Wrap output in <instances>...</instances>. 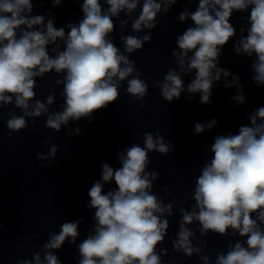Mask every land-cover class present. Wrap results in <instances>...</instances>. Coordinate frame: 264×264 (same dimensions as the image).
<instances>
[{
  "label": "clouds",
  "instance_id": "obj_1",
  "mask_svg": "<svg viewBox=\"0 0 264 264\" xmlns=\"http://www.w3.org/2000/svg\"><path fill=\"white\" fill-rule=\"evenodd\" d=\"M48 2L55 8L64 0ZM176 3L177 0H83V18L57 28L52 11H48L47 18L33 14V0H0V108L14 104L22 113L9 111V137L28 127L27 118L42 115L47 116L45 127L55 132L81 119L91 124L96 111L118 100L125 81L127 94L141 101L139 107L143 108L148 83L129 55L151 42L158 15H166ZM138 8L139 14L135 15ZM249 9L250 15L245 17L249 26L240 29L247 34L235 42L233 50L238 56H255L251 80L264 86V0H198L195 11L185 7L177 16L178 22L191 20L192 26L176 37V48L171 53L176 67L156 81L163 100L171 103L185 92V98L191 100L193 94L199 93L200 103L210 104L213 85L223 79L226 89L237 88L231 99L238 105L246 102L239 77L219 66V57L236 35L230 23L233 13ZM121 13L127 17L120 20L121 33L127 30L129 20L133 33H144L121 35L123 52L111 38L116 28L114 18L119 19ZM52 71L61 77L56 84L63 86L60 111H50L57 100L54 91L45 101L35 99L37 78ZM193 73L185 86L183 77ZM249 120L250 125L240 126L238 134L215 136L208 149L212 158L204 162L196 177L190 209H177L174 200L165 203L153 194L160 173L147 171L149 154L166 156L174 145L159 132H144L143 146L134 143L119 151V168L101 164V179L88 191L94 225L87 237L77 244L82 220L64 222L59 232L49 234L31 260L22 259L18 264H61L55 251L62 249L66 241L78 248L77 264H162L161 257L168 252H157V246L167 235L168 217L177 210L181 219L172 240L174 251L212 264L211 257L202 254L207 240L200 237L209 232L230 234L240 239L229 244L226 252L218 253L215 264H264V106L249 113ZM217 123L216 119L197 122L193 135L212 130ZM67 132L71 137L81 130L67 128ZM57 151V145L52 144L47 155L37 153V158L51 164ZM113 181L116 188L105 193V184ZM164 191L172 195L167 186ZM194 223L198 224L199 237L190 227Z\"/></svg>",
  "mask_w": 264,
  "mask_h": 264
}]
</instances>
